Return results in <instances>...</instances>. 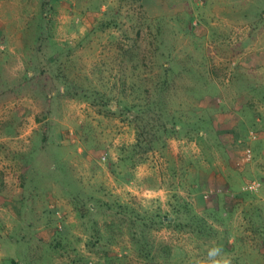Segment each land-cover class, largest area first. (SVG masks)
<instances>
[{"label": "rangeland", "instance_id": "374dc122", "mask_svg": "<svg viewBox=\"0 0 264 264\" xmlns=\"http://www.w3.org/2000/svg\"><path fill=\"white\" fill-rule=\"evenodd\" d=\"M152 102L184 126L132 165L127 115ZM213 242L264 264V0H0V264H192Z\"/></svg>", "mask_w": 264, "mask_h": 264}, {"label": "trees", "instance_id": "16d2710c", "mask_svg": "<svg viewBox=\"0 0 264 264\" xmlns=\"http://www.w3.org/2000/svg\"><path fill=\"white\" fill-rule=\"evenodd\" d=\"M149 98H148V103H149ZM166 102L164 104L162 103H156V102H152L150 104L145 105L143 108L139 109V114L137 116L134 115H127L129 118H131V123H133V126L135 128V141L134 143L130 146L129 148V154L130 156L128 157V161L129 163H131L132 165H137L139 164L138 162L141 163H145V158L144 156L149 154L153 148L155 147V145L159 142L157 141V139H159V135H166V134H170V132L172 133H177L182 126H184V121L181 115L177 116L175 113H168L167 112V108H166ZM158 110V113H160V117L157 118L158 121L156 123V120L154 121V124H150L149 121L147 123V125H143V122H145V118L149 115L151 116L152 111L154 112V110L156 109ZM210 108V107H207ZM212 108H210L208 111H210ZM144 110V111H143ZM164 115L166 117H164ZM162 116V117H161ZM163 118H165V120H163ZM144 119V120H142ZM235 132L234 130L231 131ZM255 134V133H254ZM255 138H256V134H255ZM164 147V143L162 142V147ZM248 148V147H247ZM246 148V149H247ZM137 156V158H136ZM140 160V161H139ZM236 172V170H235ZM245 184L243 185V188L245 186H247L246 182H244ZM227 189L229 188H233V187H226ZM243 188H241V191H239L238 193H233V195H230L231 198H229L228 196L226 197L227 199L229 198L230 201L229 203L232 201H235L237 199H241V200H245L248 198L249 193H253L250 192L248 190H244ZM227 189H221L220 192H217L216 195L221 194H227L229 193ZM222 191V192H221ZM248 191V192H247ZM224 194V195H225ZM210 196V195H209ZM99 202V201H98ZM115 204V203H114ZM117 205V204H116ZM98 207L99 204H98ZM97 210H99L100 208H96ZM123 209L121 211H119L118 213H124L126 214V211L128 210L127 207H123L121 205H118L117 207H113V210H120ZM89 211H93V210H89ZM133 214L132 212H129L128 215L129 218L132 219L133 224H138L140 223V220L138 219H133ZM127 215V214H126ZM152 219L150 220L149 226L150 228L153 227V224H155L154 222L158 223L157 226L164 224L166 221H168L167 219H165V217H160V215H155L153 217H151ZM142 220V219H141ZM193 222L190 223V225H187L188 228L191 227L192 232H194L193 234H196V236L198 237H208V234L206 235L203 232V224L202 221L198 218V217H194ZM121 223V221H120ZM119 223V225H120ZM122 224V223H121ZM197 224V225H196ZM119 225H112L111 224H105V229L106 230H110L112 226H117L119 227ZM145 228V227H143ZM257 228H260L259 226H257L256 228H253L254 231H256ZM98 232V231H97ZM205 234V236H204ZM129 235H131L132 237V241L134 243H136L139 247V254L140 256H142L143 259H145L148 262H153L154 254L155 251L153 248V244L150 245L151 241H149V231H144V230H137V231H132L130 230ZM99 240V239H98ZM107 264H111L110 262L107 261Z\"/></svg>", "mask_w": 264, "mask_h": 264}, {"label": "clouds", "instance_id": "9594fccd", "mask_svg": "<svg viewBox=\"0 0 264 264\" xmlns=\"http://www.w3.org/2000/svg\"><path fill=\"white\" fill-rule=\"evenodd\" d=\"M192 264H231V259L226 256L223 249L214 242L206 250L203 259H194Z\"/></svg>", "mask_w": 264, "mask_h": 264}, {"label": "built area", "instance_id": "2783aa9c", "mask_svg": "<svg viewBox=\"0 0 264 264\" xmlns=\"http://www.w3.org/2000/svg\"><path fill=\"white\" fill-rule=\"evenodd\" d=\"M253 135V138H255V134H251ZM249 154H250V150L249 149H245L244 151V155H245V158L248 159L249 157ZM257 184L256 183H248L247 186L244 187V190H248L250 192H253L257 189Z\"/></svg>", "mask_w": 264, "mask_h": 264}]
</instances>
